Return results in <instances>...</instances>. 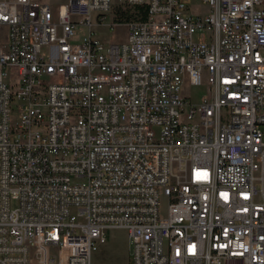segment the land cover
Masks as SVG:
<instances>
[{"label":"built area","instance_id":"built-area-1","mask_svg":"<svg viewBox=\"0 0 264 264\" xmlns=\"http://www.w3.org/2000/svg\"><path fill=\"white\" fill-rule=\"evenodd\" d=\"M56 1L0 0V264L113 228L125 264H264V0Z\"/></svg>","mask_w":264,"mask_h":264},{"label":"rangeland","instance_id":"rangeland-1","mask_svg":"<svg viewBox=\"0 0 264 264\" xmlns=\"http://www.w3.org/2000/svg\"><path fill=\"white\" fill-rule=\"evenodd\" d=\"M52 3L56 0H48ZM192 3L191 11L195 13H205L208 8L199 0H190ZM114 17V11L109 13L105 18V25L96 26L98 35L104 42H118L123 40L126 35V27L119 25L114 29L106 28ZM85 34V27H78L76 30L75 40H78ZM193 101H199L201 96L206 94V86L204 84L192 85L187 90ZM14 203H12V206ZM128 261V237L126 230L122 228H113L108 232L107 242L99 245L91 254L92 264H125Z\"/></svg>","mask_w":264,"mask_h":264},{"label":"trees","instance_id":"trees-1","mask_svg":"<svg viewBox=\"0 0 264 264\" xmlns=\"http://www.w3.org/2000/svg\"><path fill=\"white\" fill-rule=\"evenodd\" d=\"M114 17L113 20L116 21H125L136 16H140L141 18H146L147 16V8L146 6H126V5H116L113 9Z\"/></svg>","mask_w":264,"mask_h":264},{"label":"crops","instance_id":"crops-1","mask_svg":"<svg viewBox=\"0 0 264 264\" xmlns=\"http://www.w3.org/2000/svg\"><path fill=\"white\" fill-rule=\"evenodd\" d=\"M99 37H100V36H99ZM100 38H101V37H100ZM101 39H102V38H101ZM124 39H125V38H124ZM124 39H123V40H124ZM102 40H103V39H102ZM120 41H121V40H120Z\"/></svg>","mask_w":264,"mask_h":264}]
</instances>
